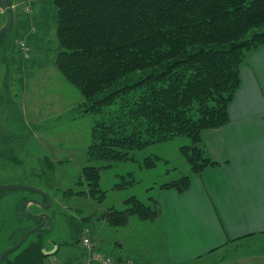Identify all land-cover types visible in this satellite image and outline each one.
Returning a JSON list of instances; mask_svg holds the SVG:
<instances>
[{
    "label": "trees",
    "instance_id": "trees-1",
    "mask_svg": "<svg viewBox=\"0 0 264 264\" xmlns=\"http://www.w3.org/2000/svg\"><path fill=\"white\" fill-rule=\"evenodd\" d=\"M51 1L59 45L55 65L79 89L84 112L95 116L88 159H134L133 150L186 136L191 144L180 148L191 172L215 165L200 146L201 133L228 121L245 55L264 42V0ZM9 30L1 50L9 48ZM156 160L147 157L143 165L152 168ZM81 177L89 192H101L98 167L84 166ZM160 186L184 191L189 175ZM150 200L131 196L125 209L110 208L101 217L112 226L131 215L153 220L157 201ZM75 227L81 232L78 221ZM44 230L32 233L3 264H44L52 253L44 248Z\"/></svg>",
    "mask_w": 264,
    "mask_h": 264
},
{
    "label": "rangeland",
    "instance_id": "rangeland-1",
    "mask_svg": "<svg viewBox=\"0 0 264 264\" xmlns=\"http://www.w3.org/2000/svg\"><path fill=\"white\" fill-rule=\"evenodd\" d=\"M11 4V42L9 48L1 50L5 61L0 66V95L4 98V104L0 103V135L12 136L11 143L16 147L9 148L20 164L10 170L9 162L0 160L4 166L0 180L40 188L49 197L51 205L45 210L50 221L43 232L44 248L55 251L45 258L44 264L80 263L85 250L80 244L83 237L91 242L99 240L101 250L109 255L119 253L118 247L113 246L116 241L128 252L134 234L145 238V222L149 221L131 215L129 224L112 226L102 214L110 208L125 209V200L131 196L150 205V198L157 195L163 182L190 174V164L180 147L191 141L178 136L154 143L131 151L134 159L125 161L89 160L86 151L95 116L84 112L79 89L55 65L59 50L55 6L51 0H11ZM5 22L6 14L0 10V27ZM147 157H157L154 167L143 165ZM47 163L53 170L49 186L41 176ZM87 165L99 168L98 188L104 196L89 192L81 177L82 168ZM20 192L41 199L39 193L25 189ZM17 198L11 195L0 200V215L5 220L0 231V253L20 238L25 227L34 224L27 216L23 224L13 219L8 207H14ZM28 210L37 213L41 209L32 204ZM77 221L81 232L75 227ZM12 228L17 229L11 232Z\"/></svg>",
    "mask_w": 264,
    "mask_h": 264
},
{
    "label": "crops",
    "instance_id": "crops-1",
    "mask_svg": "<svg viewBox=\"0 0 264 264\" xmlns=\"http://www.w3.org/2000/svg\"><path fill=\"white\" fill-rule=\"evenodd\" d=\"M239 75L228 121L201 133L215 165L190 172L184 191L159 186L151 197L158 216L140 218L149 221L147 235L134 234L128 252L119 241L117 254L103 252L99 240L94 250L114 264H264V42L246 53ZM83 248L80 263L98 264Z\"/></svg>",
    "mask_w": 264,
    "mask_h": 264
},
{
    "label": "flooded vegetation",
    "instance_id": "flooded-vegetation-1",
    "mask_svg": "<svg viewBox=\"0 0 264 264\" xmlns=\"http://www.w3.org/2000/svg\"><path fill=\"white\" fill-rule=\"evenodd\" d=\"M3 33L0 36V47H1V44L5 43V41H6V39L2 38ZM4 61L5 60H3V58H2L1 48H0V66H1V64ZM3 102H4V98L1 97V95H0V103L4 104ZM12 135H14V134H12ZM6 136L7 135H5V134L0 135V160L3 159L5 161L9 162L8 166H9L10 170H13V169L18 168L16 165H19L20 162L15 157L13 149L9 148V147H16L14 144L11 143V140H12L11 137L12 136H10V137H6ZM47 164L48 165H47V167H45V171L41 172V176H42L43 180H45L46 185L49 186V185L52 184V182H50L49 179L51 177V174H52L53 170H52V165L49 164V163H47ZM3 167L4 166H2L1 163H0V175L2 173V168ZM32 176L39 177L36 174H33ZM4 184L20 185V184H17L15 182H13V181H10V180H5V181L0 180V186H2ZM13 189H18L19 192H15V191H13ZM20 190H22V189L21 188H1L0 187V200H3L4 198H6L8 196H11V195L13 197L14 196H18V198L15 199L16 203H15L14 207H12V208L8 207L9 210H11L12 215H13V219L16 221L17 224H23L25 222V217L27 216L26 213L23 210V203L25 202V200H27V199H36V197H31L30 195H26V194L24 195L22 192H20ZM14 194H17V195H14ZM39 196L41 198L40 200L42 201V203H46L45 198L42 195H40V194H39ZM30 205H32V204H29V206ZM42 211H46V210H42L41 209L39 212L33 213V214H38V213H40ZM3 217H4L3 215H0V231H2L3 228L5 227V220L3 219ZM27 217H29V216H27ZM36 221L37 222L36 223L34 222V224L32 226L38 224L40 221H42V219H39V220H36ZM12 229L13 230L11 232L15 231L17 228H12Z\"/></svg>",
    "mask_w": 264,
    "mask_h": 264
},
{
    "label": "water",
    "instance_id": "water-1",
    "mask_svg": "<svg viewBox=\"0 0 264 264\" xmlns=\"http://www.w3.org/2000/svg\"><path fill=\"white\" fill-rule=\"evenodd\" d=\"M0 10L6 14V22L3 26L0 27V36H1V34L4 31H6L7 29H9L11 27L12 22H13V9H12L11 1L10 0H0ZM0 187L1 188H21V189L29 190L32 192L39 193L46 200V203H42V201L40 199H27V200H25V202L23 203V210L26 213V215L29 216L33 220L42 219V221H40L38 224L26 229L24 231V233L21 235V237L19 238V240L14 245L4 249L0 253V264H3V259L8 253L18 249L28 239V237L32 233H35V232L42 230V229H45L48 226V223L50 221L49 214L46 211H42L38 214H33L28 210L29 204H34L36 206H39L40 209L45 210L51 205V201H50L49 197L47 196V194L45 193V191L40 189V188H37V187H30V186H26V185H14V184H4Z\"/></svg>",
    "mask_w": 264,
    "mask_h": 264
},
{
    "label": "built area",
    "instance_id": "built-area-1",
    "mask_svg": "<svg viewBox=\"0 0 264 264\" xmlns=\"http://www.w3.org/2000/svg\"><path fill=\"white\" fill-rule=\"evenodd\" d=\"M22 46L24 45L22 44ZM80 244L82 247L93 249L91 253V258L98 264H114L115 261L111 256L105 255L97 250H94L92 242L87 237H83ZM79 264H85V263H79ZM128 264H133V263L129 262Z\"/></svg>",
    "mask_w": 264,
    "mask_h": 264
}]
</instances>
